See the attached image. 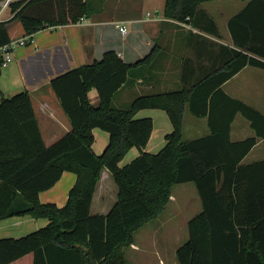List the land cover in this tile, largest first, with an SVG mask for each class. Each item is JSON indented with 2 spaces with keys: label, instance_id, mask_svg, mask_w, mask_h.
Wrapping results in <instances>:
<instances>
[{
  "label": "trees",
  "instance_id": "trees-1",
  "mask_svg": "<svg viewBox=\"0 0 264 264\" xmlns=\"http://www.w3.org/2000/svg\"><path fill=\"white\" fill-rule=\"evenodd\" d=\"M90 0H12V17L0 21V47L11 42L9 26L19 21L29 42L41 29L90 17ZM211 0H167L165 15L192 20L201 3ZM229 20L236 47L224 68L193 88L137 96L124 108L114 106L115 93L144 59L131 64L108 50L99 61L69 69L50 84L71 124V130L46 145L27 90L0 102V220L30 215L48 218L41 229L21 238L0 239V264H128L125 250L135 233L158 218L177 184L193 182L202 210L188 221V238L176 250L178 264H264V160L241 164L264 138V115L232 99L223 81L250 64L264 69V0H246ZM3 56H0V74ZM95 88L100 104L88 92ZM197 116H207L210 133L185 140L186 104ZM145 108L167 112L173 131L157 153L145 151L153 131L151 118H135ZM241 113L255 135L231 138L232 122ZM110 134L98 155L93 130ZM132 147L141 153L120 162ZM107 168L117 187L109 212L92 214L91 205L101 173ZM76 174L65 206L43 204L39 194L52 188L63 172Z\"/></svg>",
  "mask_w": 264,
  "mask_h": 264
},
{
  "label": "crops",
  "instance_id": "crops-1",
  "mask_svg": "<svg viewBox=\"0 0 264 264\" xmlns=\"http://www.w3.org/2000/svg\"><path fill=\"white\" fill-rule=\"evenodd\" d=\"M0 21L12 17L9 4L2 6ZM167 0H90L96 10L90 17L76 23L47 27L35 33L29 42L19 21L9 26L13 60L0 74V102L3 98L27 90L32 99L40 130L46 145H51L71 130V124L50 82L59 74L99 61L108 50H114L127 63H137L156 47V54L148 63L137 66L128 81L115 93L113 104L124 108L139 95L160 93L181 88H193L206 76L225 67L236 57L229 29V20L248 3L246 0H211L200 4L192 20L179 21L165 15ZM86 2V0H85ZM125 24L127 33L120 26ZM24 41V43H23ZM220 88L232 99L242 101L264 115V69L246 65L232 77L223 81ZM93 106L100 104L95 88L88 92ZM135 118H151L153 131L144 149L159 152L167 144L173 124L167 112L160 108H145ZM93 150L101 155L110 142V134L93 130ZM210 133L207 116H197L186 104L184 113L185 140ZM255 135L250 121L237 113L231 127L233 141ZM141 150L132 147L120 165L135 159ZM264 160V138H259L241 164ZM76 174L63 172L59 181L39 194L43 204L66 205ZM115 182L104 168L97 184L91 205L92 214H107L109 196L115 194ZM117 194V187H116ZM116 201V200H115ZM48 218L30 215L12 216L0 220L1 238H21L45 227ZM129 248L140 250L133 243Z\"/></svg>",
  "mask_w": 264,
  "mask_h": 264
},
{
  "label": "rangeland",
  "instance_id": "rangeland-1",
  "mask_svg": "<svg viewBox=\"0 0 264 264\" xmlns=\"http://www.w3.org/2000/svg\"><path fill=\"white\" fill-rule=\"evenodd\" d=\"M115 200L116 186L115 194L108 198L110 209ZM201 210L202 203L195 184H177L164 212L135 233V242L140 250L127 248V263L178 264L176 250L188 238V221Z\"/></svg>",
  "mask_w": 264,
  "mask_h": 264
},
{
  "label": "built area",
  "instance_id": "built-area-1",
  "mask_svg": "<svg viewBox=\"0 0 264 264\" xmlns=\"http://www.w3.org/2000/svg\"><path fill=\"white\" fill-rule=\"evenodd\" d=\"M12 0H5L1 5L2 6H6V5H8L10 2H11ZM120 30H121V32L122 33H127V27H126V25L125 24H122L121 26H120ZM23 43H24V41H23ZM13 44H7V45H5V46H2V47H0V56H3V63H2V67H6V66H8L11 62H12V60H13V55H12V53H13Z\"/></svg>",
  "mask_w": 264,
  "mask_h": 264
}]
</instances>
